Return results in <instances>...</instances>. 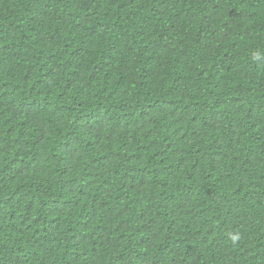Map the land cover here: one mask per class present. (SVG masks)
I'll return each instance as SVG.
<instances>
[{
  "label": "trees",
  "instance_id": "trees-1",
  "mask_svg": "<svg viewBox=\"0 0 264 264\" xmlns=\"http://www.w3.org/2000/svg\"><path fill=\"white\" fill-rule=\"evenodd\" d=\"M0 264H264V0H0Z\"/></svg>",
  "mask_w": 264,
  "mask_h": 264
}]
</instances>
